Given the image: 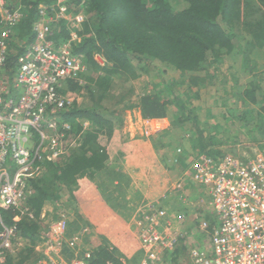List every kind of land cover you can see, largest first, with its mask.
<instances>
[{"label": "trees", "instance_id": "trees-1", "mask_svg": "<svg viewBox=\"0 0 264 264\" xmlns=\"http://www.w3.org/2000/svg\"><path fill=\"white\" fill-rule=\"evenodd\" d=\"M56 1L5 0L8 8L19 9L22 14L8 41L5 68L9 80L16 69L17 57L34 40L32 25L37 20L38 6ZM62 1L72 13L81 11L85 17L78 29L75 28L78 39L71 49L86 67L83 75L85 84L79 86L72 80L64 82L61 92L71 100L64 117L72 123V129L65 138L67 149L64 156L53 162L46 161L45 172L30 182L31 193L24 208L32 214V218L0 210L3 224L14 227L25 240L0 264H34L37 261L39 255L35 252V243L46 239L49 232L48 226L40 219L42 209L46 203L57 204L62 190L68 194L69 206L81 205L86 197L82 195L83 188L79 187L83 179L92 181L104 173L110 174L111 183H119L115 185L117 189L121 188L122 181L127 182L125 177L116 174L111 159L115 156V160L119 155L117 152L123 147L120 133L122 119L119 115L130 108L131 103L123 105L119 111L115 107H107L106 102L112 98L117 99L113 102L116 105L123 102L133 92L130 85L133 80L150 77L158 70L155 63H159L177 71L185 91L197 99V89L214 78L215 70L222 62L241 56L247 68L255 51L264 53V0ZM68 28L73 29L64 21L53 24L51 38L56 44L68 39ZM95 54L104 59L103 65L95 61ZM242 74L245 76L247 72ZM174 85L176 83L168 85L170 91L165 87L158 92L150 89L137 95L134 102L141 117L169 119L173 128L188 124L192 128L194 149L198 153L214 158L230 153L221 148L223 142L217 140L212 130L215 127H200L192 101L173 95ZM242 97L250 105L259 104L264 98V91L257 82H251L242 91ZM261 109L264 111V105ZM237 113L232 111L230 116L241 120L243 116ZM103 196L107 204L113 202L112 209L118 208L119 205L114 203L116 199L109 192ZM70 208L73 213L68 215L66 235L71 236L84 226L96 235L93 226L83 219L76 208ZM96 216V211H87V217L101 231ZM106 219V228H112L114 221L110 217ZM205 220L208 231L217 224L213 213H206ZM181 231L186 229L181 228ZM115 234L119 235L118 231L113 232V237ZM100 238L90 264L117 263L115 248L112 251L108 245L109 238ZM185 241V236L177 237L176 245L168 255L170 264H180L179 260L187 252Z\"/></svg>", "mask_w": 264, "mask_h": 264}, {"label": "built area", "instance_id": "built-area-1", "mask_svg": "<svg viewBox=\"0 0 264 264\" xmlns=\"http://www.w3.org/2000/svg\"><path fill=\"white\" fill-rule=\"evenodd\" d=\"M21 17L19 9H10L0 0V210L32 218L24 208L31 193L30 182L45 172L46 161L64 156L65 138L72 129L64 117L71 106V100L61 92L64 82L85 84L86 67L71 51L78 39L75 28L85 17L81 11L72 13L62 0L39 5L32 25L34 40L17 57L9 80L5 68L8 41ZM58 21L73 27L68 28L69 37L61 44L51 38L53 24ZM94 59L103 65L100 55L95 54ZM158 120L141 117L140 136H151ZM189 171V179L203 188V196L190 203L181 179L173 189L180 203L199 208L192 218L207 239L202 245L189 246L187 264H264V153L243 159L232 153L219 158L197 153ZM206 213L217 217V224L209 231ZM68 215L61 209L47 225L46 239L35 243L39 258L34 264H90L95 237L85 226L67 236ZM185 222L184 213L174 217L157 201L141 203L131 218L141 250L137 264L170 263L168 255L177 237H186L181 231ZM24 242L14 227L5 226L0 219V263Z\"/></svg>", "mask_w": 264, "mask_h": 264}, {"label": "rangeland", "instance_id": "rangeland-1", "mask_svg": "<svg viewBox=\"0 0 264 264\" xmlns=\"http://www.w3.org/2000/svg\"><path fill=\"white\" fill-rule=\"evenodd\" d=\"M155 64L158 70L154 71V74L152 73L150 77L143 76L132 81L130 85L133 86V92L124 98L123 102L116 105L113 102L117 99L114 100V98L106 102L107 107L111 109L115 107L119 111H121L123 105L131 103L130 108L123 110L119 115L122 119L120 131L124 138L127 136L126 133H132L134 139L129 142L128 146H123L117 152L119 155L115 160V156L111 159L116 174L125 177L127 182L122 181L121 188L117 189L115 185L117 186L119 183L115 184L113 181L111 183L112 176L110 174L104 173L92 181L83 179L79 182V187L83 188L82 195L86 196L84 204H71L69 206L68 194L65 190H62L57 204L53 202L46 203L42 209L43 222L48 225L55 220L57 211L65 209L72 215L73 210L71 211L72 208L70 207L76 208L83 219L93 226L92 230L97 235H94L93 243L99 245L100 236L109 238L108 245L112 248V251L115 248V258L124 261L125 264H136L141 256V250L138 249L129 228H131L133 207L141 201L140 199L145 197L144 190L141 187L142 183L146 182L148 184L146 186L151 187L153 184L154 187H157L160 182L156 183L155 179H162L159 176L161 170H167L169 177L170 173H173L174 179L177 178L176 174L178 172L169 169L170 161L175 162L176 160V164L179 162V165H188L198 153L194 149L195 141L192 139L194 136L192 128L188 124L181 128H173L171 121L165 118V122L159 120L153 126L151 136L148 138L140 136L139 131L141 129L139 130L140 125L136 120L138 116L134 115L139 111L134 102L137 95L150 91V89L155 92L166 88L169 90L168 85L176 83L173 87V95L192 101L191 105L195 107L194 111L198 117L200 127L205 128L208 125V127H215L212 129L213 133L218 137L219 142H223L221 147L223 150L235 153L242 158H250L255 154L264 153V111L261 109L264 105V98L260 99L259 104L250 105L242 97V91L251 82H257L264 91L263 52L255 51L251 55L247 68L241 56L222 62L216 68L214 78L197 89L199 94L197 99H194L190 93L185 91V85L180 83L181 77L177 71L164 67L159 63ZM244 71L247 72L245 76L242 74ZM127 111H130L129 115L126 113ZM232 111H237V115L239 114L243 118L241 120L232 118L230 116ZM127 130L128 132H126ZM177 148H180V152L176 151ZM142 164H145V167ZM104 189L106 190L105 193L103 192ZM108 192L116 199L114 203H117L120 207L117 206L118 208L112 209L113 202L110 201L109 204L105 202L103 195ZM87 211L93 213L96 211V219L99 220L98 226L101 231L94 227L90 218L87 217ZM103 216L105 218L102 220ZM108 217L114 221L110 229L106 228L107 221L105 219ZM114 231H118L119 235L116 236L115 234V237H113ZM202 237L204 240L207 239L206 235ZM179 263L187 264V257L181 258Z\"/></svg>", "mask_w": 264, "mask_h": 264}, {"label": "crops", "instance_id": "crops-1", "mask_svg": "<svg viewBox=\"0 0 264 264\" xmlns=\"http://www.w3.org/2000/svg\"><path fill=\"white\" fill-rule=\"evenodd\" d=\"M132 112V111H131ZM138 113H134L135 116H138L136 118V120H139L141 118L140 112L137 111ZM126 113H130V111H127ZM129 119V116L127 117ZM159 120H163V122H165L164 119H159ZM158 120V121H159ZM129 130V129H128ZM128 130L126 132H128ZM121 133V131H120ZM127 136L121 135V139L123 146H128L131 142V140H133V134L132 133H126ZM127 143V144H126ZM188 148V147H187ZM186 148V149H187ZM190 151V150H187ZM179 162H177L176 164V160L175 162L170 161V170L171 171H176V173L178 172V174H176V177L174 179V174L170 173V177H169V173L167 170H161L159 171V176H161V180H157L155 179L156 183L160 182L158 184L157 187H154L153 184L152 186H146L148 184H146V182L142 183L141 187L144 190L145 193V197H143L142 199H140L141 201L135 205L133 207V212L135 211V209L143 202L146 201H157L158 205L161 207H164L166 209H169L168 211L170 212V209L172 212H170L174 217H177L178 215H180L181 213H184L186 215V222L184 223L182 229H186V246H187V250L189 248V246L191 245H202V243H205L206 240L203 239L202 236H204L201 232V230L197 227V223L193 220L192 218V213L199 210V208H195V207H186V205L180 203V201L177 199V195L174 192L173 189V185L178 181V180H183L184 182V191H185V195L187 196V200L190 201V203L195 202L198 198L203 196V188L199 185H195L194 183L191 182V180L189 179V164L188 165H179ZM174 164V165H172ZM145 164H142V166ZM147 168V167H146ZM172 175V177H171ZM173 179V180H172ZM146 198V199H144ZM144 199V200H143ZM128 228V227H126ZM131 229L132 232V227L129 228ZM128 229V230H129ZM195 232V233H194ZM132 236L133 232H132ZM192 238H194V240H192ZM196 238V239H195ZM202 238V239H201ZM137 244V241L134 240ZM138 247V244H137ZM139 249V247H138ZM185 256L187 257V252L185 254ZM141 257V256H140ZM140 259V258H139ZM139 259L137 260V262L139 261ZM136 262V264H137Z\"/></svg>", "mask_w": 264, "mask_h": 264}]
</instances>
